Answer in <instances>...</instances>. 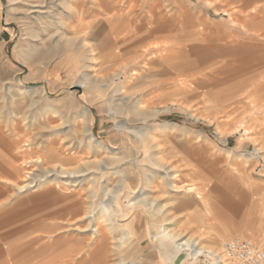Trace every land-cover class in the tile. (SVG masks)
Segmentation results:
<instances>
[{
	"label": "rangeland",
	"instance_id": "rangeland-1",
	"mask_svg": "<svg viewBox=\"0 0 264 264\" xmlns=\"http://www.w3.org/2000/svg\"><path fill=\"white\" fill-rule=\"evenodd\" d=\"M100 1L0 0V142L29 172L0 216L1 235L17 213L0 246L20 250L0 264H66L96 219L114 264H196L237 237L264 248V0ZM151 21L161 32L128 38Z\"/></svg>",
	"mask_w": 264,
	"mask_h": 264
},
{
	"label": "bare ground",
	"instance_id": "bare-ground-1",
	"mask_svg": "<svg viewBox=\"0 0 264 264\" xmlns=\"http://www.w3.org/2000/svg\"><path fill=\"white\" fill-rule=\"evenodd\" d=\"M77 1V0H76ZM96 2V6L100 7L101 6V1L100 0H95ZM67 6H72L69 4V1L67 2ZM157 3V2H156ZM158 5V4H157ZM96 7V8H97ZM151 14V13H150ZM150 17V16H149ZM151 18V17H150ZM162 18V17H161ZM145 23V22H144ZM156 23L155 21H151L147 27H145V30H141L140 26L138 27H134V29H132V34L130 35V39L135 38V44L137 42L140 41H144L143 39H145L148 35L156 33V32H161L160 28L161 26H157L158 24H154ZM154 24V25H153ZM134 25V24H133ZM132 25V26H133ZM144 29V28H143ZM161 34V33H160ZM163 34V33H162ZM142 36V37H141ZM147 39V38H146ZM187 40V39H186ZM137 45V44H136ZM143 49L141 50L140 55H149L151 52V50L148 47H142ZM203 65V64H202ZM133 74V73H132ZM48 113V112H47ZM13 129L17 128L14 124L12 125ZM7 127V126H6ZM4 131V130H3ZM14 131V130H13ZM12 133V132H11ZM13 138V137H12ZM10 143V142H9ZM57 143V142H56ZM5 143L0 142V216L4 215V214H8L11 211H13L15 208H18L21 203L23 201H17V192L20 191V189H23L24 187L27 186V184H23V181L25 180L24 177L27 176L29 174V172L27 171L26 167L28 166V161H22L20 164H16V160L18 159L19 156L16 155H12V154H8L5 152V150L2 149V147L6 146L4 145ZM56 146H60V145H56ZM88 146V145H87ZM53 145L48 144L46 146H44V148H40L38 150H34L35 153L37 152L38 155H36L35 159L36 161H39L40 163H45L49 158H48V154L51 151H54L52 149ZM155 147L159 150L158 153L156 154H160V157L158 158L159 163L161 162L162 165L166 164V162H164V154L162 149L159 148L158 143H155ZM8 148V147H7ZM13 148V145H12ZM58 148V147H57ZM62 148V147H60ZM30 149V148H29ZM37 149V148H36ZM8 151V150H6ZM45 151V152H43ZM56 152V151H55ZM61 152V151H60ZM59 152V153H60ZM24 153V152H23ZM52 153V152H51ZM72 153V152H71ZM68 154L66 156L68 159V162L70 164V162H78L80 161V158H78V156H75L73 154ZM53 154V153H52ZM51 155V154H50ZM56 155V154H54ZM59 155V154H58ZM61 155V154H60ZM51 157V156H50ZM27 158V157H26ZM57 158V157H56ZM60 158V157H59ZM64 158V156H63ZM66 159V158H65ZM58 160V159H57ZM82 160V159H81ZM115 162H122L123 160L121 158H116L114 159ZM83 162V161H82ZM82 164V163H81ZM57 168H60V170L62 172H67L65 171L64 165L62 163H59ZM27 172H26V171ZM80 171V170H79ZM104 172V171H103ZM70 173H75V172H70ZM167 174L171 175V171H168ZM173 176V175H172ZM164 179H166V177H163ZM25 182V181H24ZM33 182V178L28 182V183H32ZM55 181H52L51 179H44L41 183H39V185L43 186V187H47V188H53L51 186V184H53ZM173 182V181H172ZM171 182L170 187L174 188L175 186L173 185V183ZM59 183V182H58ZM79 183V182H78ZM57 184V182H56ZM90 184V182H89ZM175 184V183H174ZM162 185V184H161ZM164 185V184H163ZM50 186V187H49ZM91 186V185H90ZM159 187H161L159 185ZM189 187V188H188ZM188 190L191 191L193 189V186H188ZM156 188V187H155ZM164 188V187H163ZM10 189H13L12 192L10 193ZM54 189V188H53ZM153 189V188H152ZM168 189V188H167ZM176 189V188H174ZM44 190V189H43ZM83 190V187H80L79 189H75L74 191H72V193H70L71 195H76V194H80V191ZM162 190V188H161ZM9 191V192H8ZM164 191V189L162 190ZM8 192V193H7ZM198 194V193H197ZM4 196H7V198H9V201L11 200V205H13L12 207L8 204H6V201H4L2 198ZM74 197V196H73ZM6 197H4L5 199ZM6 198V199H7ZM38 198V197H37ZM5 199V200H6ZM14 200V201H12ZM145 200V199H144ZM8 201V200H7ZM142 202V201H141ZM13 203V204H12ZM85 202L81 199V197H77V199H73L72 201H69V205H70V213L71 216L73 215H78L81 216V218H85L87 216V214L90 212V210H87V207L84 206ZM93 204V203H92ZM139 205L142 203H138ZM147 204V203H146ZM15 205V206H14ZM86 205V204H85ZM144 205V204H143ZM92 206V205H91ZM145 209V208H144ZM5 210V211H4ZM102 210H104V208H102ZM122 211V210H121ZM50 212V211H49ZM92 213V211H91ZM121 213V212H120ZM17 213H14L13 216L11 217L10 223L11 224V228H9V232H5L3 234L0 235V240H4L7 239L8 237L12 238V240L17 238L18 233H20V228H18L17 226H15V224H17L18 219L15 220V215ZM90 214V213H89ZM99 214V213H98ZM124 214V213H123ZM128 214V213H127ZM126 215V213H125ZM11 216V215H10ZM91 217V216H90ZM79 218V217H78ZM108 218V217H107ZM175 217H172L171 219H174ZM2 219V218H1ZM90 219V218H89ZM94 219V218H92ZM101 219V218H100ZM95 220V219H94ZM97 220V219H96ZM95 220V221H96ZM109 220V219H108ZM168 220V219H167ZM81 221V220H80ZM92 220L87 221V225H89L91 223ZM92 222V227L93 228H86L87 226H85V228L83 227V229H81L82 231H87V234L82 235L83 238L82 241H79L77 239L76 236H72L73 238L70 239V249L69 252L71 251V253L67 252V256L68 259L66 260V264H114V262L112 261L113 258L115 259V255L118 253V250L115 248L117 247L115 244H113L112 246V242L110 241V239H114V238H110L108 234L109 232V228L104 227L103 225L99 224V221L97 222ZM169 221V220H168ZM83 222V221H82ZM85 222V221H84ZM6 223V222H5ZM104 223V222H103ZM169 223V222H168ZM172 223V222H170ZM169 223V224H170ZM4 224V223H3ZM23 224V223H22ZM58 225V223H57ZM77 225V224H76ZM7 226V225H6ZM53 226V225H52ZM56 226V225H54ZM57 227V226H56ZM67 227V226H66ZM108 227V226H107ZM110 227V226H109ZM78 226L76 227V229L78 230ZM81 228V227H80ZM79 228V229H80ZM111 229V228H110ZM64 230V229H63ZM139 230V228H138ZM71 231V230H70ZM67 232V231H66ZM69 232V231H68ZM79 232V230H78ZM138 232V231H137ZM114 233V232H112ZM134 233V232H133ZM118 234V233H117ZM56 235V234H55ZM167 235V238L171 241L174 242L175 240H179L180 238H182L183 236L185 237V235H183L182 237L178 238V236H180L181 234H175V233H167L165 234ZM113 236V235H112ZM54 237V236H53ZM51 238V237H49ZM121 238V237H120ZM18 239V238H17ZM137 239V238H136ZM191 236L187 237L185 240V243H188L191 240ZM8 240V239H7ZM193 240V239H192ZM116 244L118 242H115ZM129 243V242H128ZM127 243V244H128ZM180 245H183L184 243H179ZM195 244V243H194ZM18 245L16 243V241H10L9 243L6 244H1L0 246V253L2 251H5V253H13L15 252L17 249L20 250V248H17ZM17 248V249H16ZM201 248V247H200ZM136 250V249H135ZM134 250V251H135ZM30 251V250H29ZM214 251V249H213ZM21 252V251H20ZM23 253V252H22ZM21 254V253H20ZM19 254V255H20ZM27 254L26 250L24 255ZM7 255V254H6ZM66 256V257H67ZM122 256V255H121ZM139 256V255H138ZM3 257V256H2ZM8 257V256H7ZM176 256L169 255V260H173ZM177 258V257H176ZM121 259V258H120ZM130 259V258H129ZM13 260V259H12ZM136 261V259H134ZM131 261V260H130ZM132 263V262H131ZM117 264V263H116Z\"/></svg>",
	"mask_w": 264,
	"mask_h": 264
},
{
	"label": "built area",
	"instance_id": "built-area-1",
	"mask_svg": "<svg viewBox=\"0 0 264 264\" xmlns=\"http://www.w3.org/2000/svg\"><path fill=\"white\" fill-rule=\"evenodd\" d=\"M196 264H264V248L246 238L225 241L218 251L199 250Z\"/></svg>",
	"mask_w": 264,
	"mask_h": 264
}]
</instances>
